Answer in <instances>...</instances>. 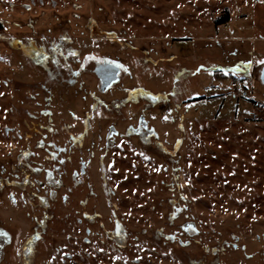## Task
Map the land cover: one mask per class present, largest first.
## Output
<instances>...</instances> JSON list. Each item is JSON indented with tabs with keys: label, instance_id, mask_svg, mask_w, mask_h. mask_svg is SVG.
Instances as JSON below:
<instances>
[{
	"label": "rangeland",
	"instance_id": "obj_1",
	"mask_svg": "<svg viewBox=\"0 0 264 264\" xmlns=\"http://www.w3.org/2000/svg\"><path fill=\"white\" fill-rule=\"evenodd\" d=\"M104 59L122 69L107 93ZM262 61L264 0H0V154L50 125L68 148L53 213H100L106 241L120 221L116 264H264Z\"/></svg>",
	"mask_w": 264,
	"mask_h": 264
},
{
	"label": "flooded vegetation",
	"instance_id": "obj_2",
	"mask_svg": "<svg viewBox=\"0 0 264 264\" xmlns=\"http://www.w3.org/2000/svg\"><path fill=\"white\" fill-rule=\"evenodd\" d=\"M69 73L70 77L64 81L77 85L80 72L71 70ZM94 74L100 91L107 93L120 83L122 69L110 59H104L97 62ZM43 127L44 139L37 144L15 146L6 155L0 154V214L3 217L0 220V264H100L102 254L108 258L103 264H116V246L125 245V231L120 221L114 220L106 241L100 238V213H53L54 197L64 188V182L60 180L55 190L53 184L56 175L64 176L61 169L66 163L68 148L53 146L52 127ZM10 132L13 131L7 128L6 133ZM134 132L140 137L153 134L143 117ZM114 134L116 130L111 127L107 138ZM54 154L59 161L55 168ZM85 168L82 162V177L86 175ZM72 180L75 187L83 185L77 172L73 173ZM67 200L68 194L63 195V202L67 204ZM80 204L83 206L84 200ZM106 242L110 245L108 252L100 249L101 243ZM134 264L141 261L136 259Z\"/></svg>",
	"mask_w": 264,
	"mask_h": 264
},
{
	"label": "built area",
	"instance_id": "obj_3",
	"mask_svg": "<svg viewBox=\"0 0 264 264\" xmlns=\"http://www.w3.org/2000/svg\"><path fill=\"white\" fill-rule=\"evenodd\" d=\"M231 88L237 100L244 99L245 103H247V98L251 95L252 89L245 86L243 83L239 81H235L234 83H231Z\"/></svg>",
	"mask_w": 264,
	"mask_h": 264
},
{
	"label": "water",
	"instance_id": "obj_4",
	"mask_svg": "<svg viewBox=\"0 0 264 264\" xmlns=\"http://www.w3.org/2000/svg\"><path fill=\"white\" fill-rule=\"evenodd\" d=\"M259 1V0H257ZM259 80L261 81V83L264 85V67L261 69L260 71V76H259Z\"/></svg>",
	"mask_w": 264,
	"mask_h": 264
},
{
	"label": "trees",
	"instance_id": "obj_5",
	"mask_svg": "<svg viewBox=\"0 0 264 264\" xmlns=\"http://www.w3.org/2000/svg\"><path fill=\"white\" fill-rule=\"evenodd\" d=\"M228 21H229L228 18H224V19L222 20V22H228Z\"/></svg>",
	"mask_w": 264,
	"mask_h": 264
},
{
	"label": "snow or ice",
	"instance_id": "obj_6",
	"mask_svg": "<svg viewBox=\"0 0 264 264\" xmlns=\"http://www.w3.org/2000/svg\"><path fill=\"white\" fill-rule=\"evenodd\" d=\"M262 63H264V61H262Z\"/></svg>",
	"mask_w": 264,
	"mask_h": 264
}]
</instances>
